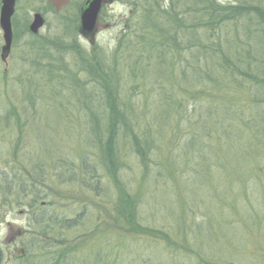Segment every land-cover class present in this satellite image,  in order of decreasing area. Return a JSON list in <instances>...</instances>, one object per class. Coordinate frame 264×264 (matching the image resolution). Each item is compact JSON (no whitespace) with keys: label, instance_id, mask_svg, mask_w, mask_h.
Instances as JSON below:
<instances>
[{"label":"rangeland","instance_id":"1","mask_svg":"<svg viewBox=\"0 0 264 264\" xmlns=\"http://www.w3.org/2000/svg\"><path fill=\"white\" fill-rule=\"evenodd\" d=\"M84 1L16 0L0 59L1 264H264V0H111L88 36ZM212 2L241 14L210 20ZM150 10L181 22L171 49L133 48ZM110 101L130 121L114 174L100 155ZM43 213L58 236L30 222Z\"/></svg>","mask_w":264,"mask_h":264},{"label":"trees","instance_id":"2","mask_svg":"<svg viewBox=\"0 0 264 264\" xmlns=\"http://www.w3.org/2000/svg\"><path fill=\"white\" fill-rule=\"evenodd\" d=\"M156 2V7H160V4L158 3V1ZM206 12L209 15V19L212 20L215 15L219 14V16L222 18V16H224V18L222 19L223 21H228V20H232L233 18H235L237 16V14H241L238 12V8L237 7H232V6H220L217 5L215 3H208L207 7H206ZM217 10V12H216ZM147 14V18L148 21L150 22V24H148V22H146L145 27H143L145 30L143 32V34H141L139 36L140 40L139 42H134L133 43V48L135 50L140 49L142 47L148 46L150 48L154 47V46H158L159 48H164L165 50L167 48L171 49V45L168 44L169 42L175 40L174 36H176L175 31L177 30V28L180 27L181 22L179 20H176L177 22L174 23L173 20H171V18H168L166 16L161 17L159 16V14H157L156 11H154L152 13V11H148L146 12ZM163 15H166L167 12L166 11H162ZM154 16V17H152ZM209 21H207L208 23ZM160 23L161 27L164 31H162L161 29H157L158 24ZM25 30V25L22 28L23 32ZM131 46V45H130ZM68 49L70 48H74L73 45H68L66 46ZM133 49V50H134ZM87 59L85 60V63H83V66L85 65L86 67L91 66L92 63V57H86ZM140 60V59H137ZM99 62V60H98ZM95 64V63H94ZM104 64V61L100 59V63H98V69L101 70V73L103 72V77H105V80L108 81L107 79L111 77L109 70L107 68H102L101 65ZM135 64H137L135 62ZM95 66H97L95 64ZM147 68V67H146ZM145 68V69H146ZM86 71H89L90 69L85 68ZM142 75H144L145 71L144 69L141 70ZM104 80V81H105ZM106 97H110V94L107 93ZM110 99V98H109ZM107 111L109 112L106 118V140H105V147L103 146V148H101V158H104V163L106 166V171L108 173H115L116 168L118 167V164L115 162L116 161V154L114 151V137L116 136V131L119 127L124 128L125 130H127V128L130 126V121L129 118L127 117L126 114V110L125 108L120 109L118 107L117 104H113L110 102H108V106H107ZM128 131V130H127ZM133 141L136 144L137 148H140V145L138 143V139L135 137V135H133ZM103 152V154H102ZM137 153L139 154L140 152L137 149ZM103 156V157H102ZM114 176V175H112ZM121 192V190H120ZM36 194V193H34ZM125 196L124 193H121V209L119 211L120 214H124L127 212V207L130 206V204L128 202H125ZM33 201H35V199H33ZM39 215L36 216H32V218H30V222L32 224H34V227L38 230V233L40 234V236H43V238H47L48 237H54V236H58L59 233L54 231L52 229L51 224L55 223V220H53L52 217H46L45 214L43 213L42 215H40V219L38 218ZM39 220V222H38ZM38 222V223H37ZM133 222H134V213H133ZM62 229V228H61ZM42 245H46V246H51V244H47L45 241L42 242ZM31 245L29 243H27V245L25 246V251L30 247ZM28 252H30V250H27ZM27 255V254H25ZM45 256H49L48 253L44 254ZM3 261V257L0 253V264ZM55 264V263H54Z\"/></svg>","mask_w":264,"mask_h":264},{"label":"water","instance_id":"3","mask_svg":"<svg viewBox=\"0 0 264 264\" xmlns=\"http://www.w3.org/2000/svg\"><path fill=\"white\" fill-rule=\"evenodd\" d=\"M111 0H87L80 11V32L91 35L103 2ZM15 0H0V29L4 44L1 46L0 58L5 60L12 44L11 18L14 13ZM43 18L39 13H34L33 19L28 26L29 32L36 34L43 25Z\"/></svg>","mask_w":264,"mask_h":264}]
</instances>
